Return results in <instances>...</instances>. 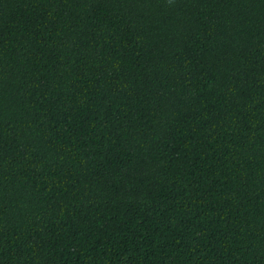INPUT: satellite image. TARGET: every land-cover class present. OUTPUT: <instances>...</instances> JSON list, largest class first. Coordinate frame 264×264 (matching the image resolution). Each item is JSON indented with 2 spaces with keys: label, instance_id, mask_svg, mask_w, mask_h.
<instances>
[{
  "label": "trees",
  "instance_id": "1",
  "mask_svg": "<svg viewBox=\"0 0 264 264\" xmlns=\"http://www.w3.org/2000/svg\"><path fill=\"white\" fill-rule=\"evenodd\" d=\"M0 264H264V0H0Z\"/></svg>",
  "mask_w": 264,
  "mask_h": 264
}]
</instances>
